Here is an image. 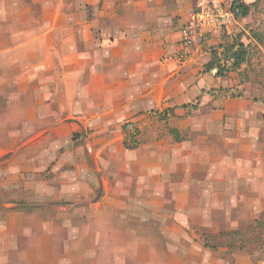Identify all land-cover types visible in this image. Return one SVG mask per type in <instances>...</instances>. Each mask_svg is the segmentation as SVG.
Instances as JSON below:
<instances>
[{
	"label": "rangeland",
	"instance_id": "obj_1",
	"mask_svg": "<svg viewBox=\"0 0 264 264\" xmlns=\"http://www.w3.org/2000/svg\"><path fill=\"white\" fill-rule=\"evenodd\" d=\"M244 1L204 50L244 43L240 68L112 103L90 45L60 44L86 0H0V264H264V0Z\"/></svg>",
	"mask_w": 264,
	"mask_h": 264
},
{
	"label": "crops",
	"instance_id": "obj_2",
	"mask_svg": "<svg viewBox=\"0 0 264 264\" xmlns=\"http://www.w3.org/2000/svg\"><path fill=\"white\" fill-rule=\"evenodd\" d=\"M198 2L86 0L90 8L89 19L59 13L58 20L64 18L62 26L70 23L75 29L73 36L67 31L66 37L62 36L64 39L60 36V44L70 45L73 39L77 43L76 58L90 55V61H83L86 65L81 68L91 70L92 86L96 87L101 101H159L162 98L156 96V87L168 83L177 87L181 97H188L189 87L198 88L197 75L208 78L209 82L221 78L216 75L217 69L211 72L204 70L212 58V52L204 51L206 45L211 46L220 34L195 48L186 47L181 42V29ZM84 6L87 7L86 4ZM82 9L83 6L79 5L75 14L82 13ZM78 43L90 45L87 54L77 49ZM7 53L14 54L12 51ZM199 60H203L200 67L197 64ZM168 99L171 98H165Z\"/></svg>",
	"mask_w": 264,
	"mask_h": 264
},
{
	"label": "built area",
	"instance_id": "obj_3",
	"mask_svg": "<svg viewBox=\"0 0 264 264\" xmlns=\"http://www.w3.org/2000/svg\"><path fill=\"white\" fill-rule=\"evenodd\" d=\"M235 21L230 9L223 10L211 0H199L181 29V42L189 48L203 44Z\"/></svg>",
	"mask_w": 264,
	"mask_h": 264
},
{
	"label": "trees",
	"instance_id": "obj_4",
	"mask_svg": "<svg viewBox=\"0 0 264 264\" xmlns=\"http://www.w3.org/2000/svg\"><path fill=\"white\" fill-rule=\"evenodd\" d=\"M230 10L233 12L236 19L244 18L251 14V5L244 0H234L230 7ZM248 53L249 52L246 49L245 44L241 42H238L236 47L224 46V50L222 52H218L217 50H214L212 52V58L205 65L204 70L205 72H211L212 70L217 69L216 75L223 77L231 67L240 68L243 63L247 62L246 60ZM227 61H231L229 63L230 65H227ZM211 91L212 89L209 92ZM254 100L256 101L258 100V98L255 97ZM124 129L126 128L124 127ZM127 132L128 134H131L130 131ZM171 132H174L176 134V140H181L178 130L172 129ZM124 146L126 149L133 150L137 148L138 141L136 139H133V141H131L129 139V135H127L124 141Z\"/></svg>",
	"mask_w": 264,
	"mask_h": 264
}]
</instances>
